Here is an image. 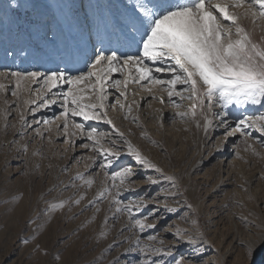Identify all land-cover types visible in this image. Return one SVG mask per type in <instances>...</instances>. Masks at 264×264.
Listing matches in <instances>:
<instances>
[{"label": "rangeland", "instance_id": "1", "mask_svg": "<svg viewBox=\"0 0 264 264\" xmlns=\"http://www.w3.org/2000/svg\"><path fill=\"white\" fill-rule=\"evenodd\" d=\"M8 2L0 0V8L6 7ZM49 2L55 0H33L40 9ZM70 2L79 6L89 2L110 3L112 0ZM25 19L21 10L6 14L0 24V72L32 70L31 63L22 56L7 54L32 42L23 26ZM240 22L252 32L254 39L258 40L264 34L260 24L253 26L244 17ZM17 24L21 25L19 31ZM154 74L161 79L170 78L167 74ZM113 78L123 77L114 73ZM0 83L6 88V91H0V264H125L130 259L135 262V255L125 251L132 242L125 237L136 232L144 244L153 243L147 241V236L159 234L156 245L160 239L166 245L171 244L174 237L170 234V225L189 229L197 242L196 257L190 255L188 247L179 248L186 264L189 261L191 264H249L246 245L264 235V135L256 129H248V136L233 130L237 118L264 116V107L247 106L245 111L242 106L237 111L235 106H230L234 114L229 118L231 126L225 128L214 123L205 133L196 128L194 122H184L175 115L177 109L162 88H153L149 93L139 85L129 84L127 99L120 98L125 105H131L128 118L125 119L127 110L119 107H110L108 118L126 140L162 170L164 176L174 177L177 187L172 188L170 183L164 182L159 173L144 172L131 157L124 155L121 165L132 164L136 173L126 186L135 191L123 190L125 186H121L120 198L128 203L143 197L149 201L148 210H152L155 206L153 197L163 200L169 190L179 193L175 199L167 201L179 215L168 214L156 230L145 229L139 233L127 229V213L111 218L114 206L110 207L107 200L97 205L102 211L95 219H92L94 209L88 207L81 211L82 206H74L71 211L65 207L51 215L44 214L42 210L48 207L45 201L59 202L77 191L71 187L66 191L60 189L77 173H85L86 165V176L95 180L92 189L86 193L87 199H91L100 187H110L112 180L105 177L99 159L95 162L88 159L96 157V152L91 147H82L90 142L72 126V119L81 122V118H70L69 129L65 132L62 98L58 97L55 105L40 108L43 101L40 85L25 84L19 89L18 96H13L11 91L15 81L0 78ZM60 90L66 92L67 86ZM60 90L53 89L54 92ZM109 93L106 105L114 104L119 96L112 88ZM146 93L149 96L143 99ZM161 94H164L163 103L159 99ZM188 103L184 101L185 105ZM32 108H38V111L33 113ZM21 112L26 118L24 125L19 121ZM132 117H138V121L133 122ZM44 120L49 123H43ZM84 123L86 131L91 126L107 134L101 141L105 148L110 147V137L116 139L122 152H126V145L113 135L116 129L111 125L92 121ZM72 132L77 134L70 135ZM25 144L27 151L22 147ZM145 176L160 179L162 184L148 186ZM74 183L80 185L82 182L75 180ZM116 183L119 184V180ZM53 186H56L54 190L49 191ZM79 193L84 194V189L80 188ZM105 215L109 217L106 224ZM151 222L152 218L149 219ZM165 228H169V232H164ZM105 229L106 238H100L99 233ZM114 241L116 243L109 249L108 245Z\"/></svg>", "mask_w": 264, "mask_h": 264}, {"label": "snow or ice", "instance_id": "2", "mask_svg": "<svg viewBox=\"0 0 264 264\" xmlns=\"http://www.w3.org/2000/svg\"><path fill=\"white\" fill-rule=\"evenodd\" d=\"M21 10L26 16L23 26L32 42L19 50L6 52L22 56L31 63L32 70L0 72V78L15 81L11 91L13 96H18L19 89L25 84L40 85L43 90L40 108L55 105L57 98H62L65 132L69 129L70 118H81V122L72 119V126L90 142L82 147H91L96 152V157L88 159L94 162L99 159V167L105 177L112 180L110 187H100L91 199H87L86 193L92 189L95 180L86 176V165L85 173H77L60 189L66 191L71 187L77 191L59 202L45 201L48 205L42 210L45 215L65 207L71 211L74 206H82L81 211L92 207V219H95L96 214L102 211L97 205L107 200L110 207L114 206L111 218L127 213V229H135L139 233L145 229L156 230L168 214L179 215L167 203L179 195L175 191H167L163 200L153 197L155 206L152 210H148L149 201L143 197L128 203L120 198L121 186H125L123 190L135 191L126 186L136 173L132 164L121 165L124 155L131 157L144 172L159 173L164 182L170 183L172 188L177 187L175 178L164 176L162 170L126 140L108 118L110 107L126 109L125 119L128 118L131 105H125L120 98L127 99L130 83L143 87L149 93L153 88H162L171 105L177 109L175 115L184 122H194L195 127L205 133L214 123L225 128L231 126L229 118L234 114L230 106H235L237 111L242 106L245 111L247 106L264 107V34L258 40L254 39L252 32L240 22L244 17L253 26L260 24L264 31V24H261L264 22V0H112L110 3L89 2L79 6L70 0H55L43 9L38 8L33 0H9L6 7L0 8V24L6 14ZM20 29L21 25L17 24V30ZM114 73H120L123 78L114 79ZM154 73L167 74L170 78L161 79ZM63 86H67L66 92L60 90ZM109 88L115 89L119 96L114 104L106 105ZM53 89L60 91L54 92ZM0 91H6L3 83H0ZM37 94L40 95L39 92ZM159 99L164 102L163 96ZM184 101L189 103L185 105ZM182 107L184 111L179 110ZM31 111L35 113L38 108ZM132 119L133 122L138 121V117ZM19 121L26 124L23 112ZM88 121L103 122L116 129L113 135L123 141L126 152H122L116 139L110 137V147L105 148L101 141L107 134L91 126L86 131L84 122ZM43 123L49 121L44 120ZM235 124L233 131L245 136L250 135L248 129H256L264 135V116H243L237 118ZM76 134L72 132L70 135ZM22 147L27 151L26 144ZM75 180L82 183L76 185ZM145 180L148 186L162 184L160 179L152 176H145ZM80 188L84 189V194L79 193ZM39 215L38 212L37 218ZM108 219L105 215V224ZM169 228L172 229L170 234L174 243L167 245L162 239L158 245L155 244L159 234L147 236V241L153 243L144 244L136 232L125 237L132 241L125 251L135 255V262L130 259L125 264H161V261L163 264H186L185 256L179 254L181 246L188 247L190 255L196 257L197 242L192 232L179 225H170ZM169 228L164 232H169ZM106 236L107 229L99 233L100 238ZM115 243L108 248L111 249ZM246 256L249 264H264V235L246 245Z\"/></svg>", "mask_w": 264, "mask_h": 264}, {"label": "bare ground", "instance_id": "3", "mask_svg": "<svg viewBox=\"0 0 264 264\" xmlns=\"http://www.w3.org/2000/svg\"><path fill=\"white\" fill-rule=\"evenodd\" d=\"M147 96H149L147 93L145 94V95H143V99H145ZM161 96H163L164 97V94H161ZM181 111V110H180ZM172 115V112H170L169 113V116H171ZM161 116H163L162 114H161ZM228 134H229V132H228ZM228 252L229 251H227V254H228ZM259 259V258H258Z\"/></svg>", "mask_w": 264, "mask_h": 264}]
</instances>
